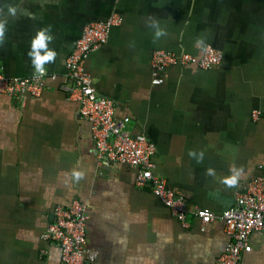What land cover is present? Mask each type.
<instances>
[{
  "label": "crops",
  "instance_id": "0c3cea01",
  "mask_svg": "<svg viewBox=\"0 0 264 264\" xmlns=\"http://www.w3.org/2000/svg\"><path fill=\"white\" fill-rule=\"evenodd\" d=\"M114 15L124 24L87 70L128 130L155 142V173L190 208L218 214L261 175L264 0H0V75L32 77V40L50 29L57 55L44 67L59 77L22 107L0 95V264H64L42 235L55 208L74 200L88 205L87 248L97 256L89 264H216L229 244L222 221L202 226L190 216L184 228L154 193L136 187V169L100 162L92 124L59 89L85 28ZM208 46L222 52L220 66H172L162 85L153 83L157 51L201 56ZM233 167L243 174L228 187L222 181ZM249 243L241 264H264V235L252 233Z\"/></svg>",
  "mask_w": 264,
  "mask_h": 264
},
{
  "label": "built area",
  "instance_id": "2783aa9c",
  "mask_svg": "<svg viewBox=\"0 0 264 264\" xmlns=\"http://www.w3.org/2000/svg\"><path fill=\"white\" fill-rule=\"evenodd\" d=\"M123 24L122 16L114 15L106 22L85 28L66 60V81L59 89L80 103L82 117L92 124L100 162L109 160L136 169V187L154 193L184 228H189L190 216L199 220L202 226L222 221L230 241L216 264H241L244 254L252 251L249 243L251 234L259 232L264 235V166L261 167V175L249 182L237 195L235 203L220 214L208 208H190L186 199L168 186L167 179L155 173V142L146 134L133 135L128 130L129 119L117 118V103L99 96L87 70V62L93 53L104 47L111 32ZM222 61V52L212 46H208L201 56L160 50L152 59L153 83L162 85L167 69L172 66L195 65L208 70L220 66ZM58 79L47 71L43 76L35 74L26 79L0 75V95L22 107L27 97L39 98L43 94L47 80L57 82ZM258 114L256 112L255 117ZM88 220V205L85 202L74 200L70 206L60 205L55 208L54 218L42 240L59 247L64 264L93 263L97 256L87 248ZM42 254L46 255L47 250H43Z\"/></svg>",
  "mask_w": 264,
  "mask_h": 264
},
{
  "label": "clouds",
  "instance_id": "9594fccd",
  "mask_svg": "<svg viewBox=\"0 0 264 264\" xmlns=\"http://www.w3.org/2000/svg\"><path fill=\"white\" fill-rule=\"evenodd\" d=\"M10 11H14L11 10ZM5 24L6 21H0V44H3L5 39ZM50 29H43L37 32L36 37L32 40L31 50L28 55L31 58L32 65L35 69L34 75L39 74L43 76L46 73L45 64L54 62L56 58V52L48 48V44L52 41L53 37L48 34ZM43 53V54H42ZM189 155H194V153L189 152ZM202 155V154H201ZM230 171L232 175L225 178L222 183L228 187H234L238 184L243 174V169H237L235 167L231 168ZM208 175H213V170H208ZM72 176L79 180L83 177L81 172H73Z\"/></svg>",
  "mask_w": 264,
  "mask_h": 264
}]
</instances>
